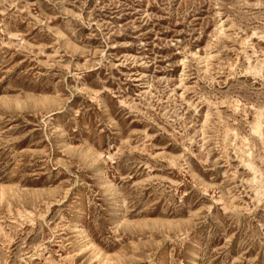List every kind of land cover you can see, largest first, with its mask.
<instances>
[{
  "label": "rangeland",
  "instance_id": "obj_1",
  "mask_svg": "<svg viewBox=\"0 0 264 264\" xmlns=\"http://www.w3.org/2000/svg\"><path fill=\"white\" fill-rule=\"evenodd\" d=\"M0 264H264V0H0Z\"/></svg>",
  "mask_w": 264,
  "mask_h": 264
}]
</instances>
